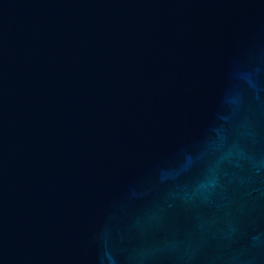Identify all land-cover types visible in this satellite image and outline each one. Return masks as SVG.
Listing matches in <instances>:
<instances>
[{"label": "water", "instance_id": "water-1", "mask_svg": "<svg viewBox=\"0 0 264 264\" xmlns=\"http://www.w3.org/2000/svg\"><path fill=\"white\" fill-rule=\"evenodd\" d=\"M0 264H264V0H0Z\"/></svg>", "mask_w": 264, "mask_h": 264}]
</instances>
